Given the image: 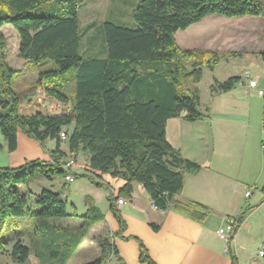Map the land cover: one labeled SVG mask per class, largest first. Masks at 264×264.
Wrapping results in <instances>:
<instances>
[{"label": "trees", "instance_id": "1", "mask_svg": "<svg viewBox=\"0 0 264 264\" xmlns=\"http://www.w3.org/2000/svg\"><path fill=\"white\" fill-rule=\"evenodd\" d=\"M79 5L80 0H0V28L10 25L16 31L18 56L26 62L54 64L53 68L40 73L34 87L58 106H63L57 115L46 113L44 106L37 103L40 97L35 94L27 100L30 106L25 111L20 109L21 100L11 86L15 72L6 63V49L0 34V132L6 148L10 152L16 150L18 130L41 145L48 140L54 142L48 161L32 160L16 168L0 167V254L8 244L2 231L9 218L70 216L66 200L60 193L43 189L36 194L28 188L29 181L35 177L50 180L54 175L64 178L69 175L61 161L67 156L60 148L62 142L67 144L70 154L75 155L79 148L83 150L91 172L89 178L96 185H104L100 182L102 175L123 181L114 196L108 194V209L119 231L124 230V221L115 202L118 198H130L134 182L142 185L156 209H171L197 222H202L210 212L199 202L174 200L183 188L184 173L196 172L200 166L182 158L169 144L165 123L182 112L187 121L202 116L197 90L188 95L176 94L174 84L181 68L178 57L199 54L214 58L193 64L197 67L189 74L196 82L201 75L199 66L205 62L212 67L220 56L179 50L174 35L207 15L264 16L262 2L139 0L131 12L134 27L109 20L100 23L104 42L100 57L79 53L82 39ZM37 9V14L31 12ZM72 68L75 78L72 101L60 89L41 83L43 78L63 75ZM238 81L239 77L214 81L212 90L228 91ZM61 133L65 139L60 137ZM244 213L236 218L235 232ZM150 227L154 231L158 229L152 223ZM80 231L64 264L85 238L88 228L82 227ZM110 236L107 233L98 241L100 255L84 264H103L112 255L121 262L114 244L108 240ZM11 255L17 263L25 264L29 249L16 239L11 245ZM261 258L264 262V251ZM139 261L155 264L140 242ZM233 264L237 262L233 260Z\"/></svg>", "mask_w": 264, "mask_h": 264}, {"label": "crops", "instance_id": "2", "mask_svg": "<svg viewBox=\"0 0 264 264\" xmlns=\"http://www.w3.org/2000/svg\"><path fill=\"white\" fill-rule=\"evenodd\" d=\"M248 20V28H237L234 34L210 31L188 42V48L183 50L217 54L224 57L221 60L224 63L207 65L210 88L204 94L198 90L201 118L187 121L182 112L165 123L169 144L182 158L200 166L196 172L184 173L183 188L174 200L199 202L209 208V214L197 222L171 209H156L142 185L134 182L130 198H124L122 204L115 202L124 230L119 231L109 209L105 214L106 223H99L106 226L111 235L108 240L121 259L119 262L112 255L103 264H145L139 261V242L155 264H233V260L264 264L261 257L243 256L239 242L242 232L251 228L249 216L264 204V17L252 16ZM242 32L246 33L244 39ZM229 77H239L233 88L212 90L214 81L222 82ZM249 80H256L257 86L249 87ZM258 90L263 94L259 95ZM84 160L87 165V158ZM101 179L113 196L123 184L109 175H102ZM251 205L230 244L219 239L216 230L224 217L236 219ZM151 223L158 226L157 231L150 227ZM99 240L85 236L74 251L77 259L88 254L97 258ZM86 259L80 264L93 260Z\"/></svg>", "mask_w": 264, "mask_h": 264}, {"label": "rangeland", "instance_id": "3", "mask_svg": "<svg viewBox=\"0 0 264 264\" xmlns=\"http://www.w3.org/2000/svg\"><path fill=\"white\" fill-rule=\"evenodd\" d=\"M259 1L264 6V0ZM138 2L139 0H80L78 19L82 39L79 53L86 57L102 56L104 42L99 31L100 23L109 20L127 27H134L135 23L131 18V12ZM37 11L39 10H32L31 12L37 14ZM259 16L264 17L263 15ZM251 17V15H245L227 18L207 15L204 18L206 20L192 24L185 30L177 31L174 35L176 45L179 50L186 49L192 38L196 35L205 36L210 31H219L224 35L234 34L237 28H248V19ZM210 23H213V25H210ZM88 25L92 26L86 30L85 28ZM0 34L6 49V63L15 72L11 86L21 100L20 109L25 111L26 107L30 106L27 100L31 95L36 94L40 97L37 103L44 106V112L54 115L59 114L63 106H58L49 98L43 96L40 89L34 87L36 79L41 76L40 73L53 68L54 64L44 63L43 61L32 63L22 60L18 56V35L10 25L2 26ZM241 35L244 39L246 33L242 32ZM188 37L189 39H187ZM223 58V56L217 58L212 67ZM213 59V57L210 59V57L199 54L188 58L178 57L177 62L181 65V68L177 75V82L174 84L176 94L178 96L188 95L194 90H197V92L199 90L201 94L206 93L210 88V75L206 69L207 64L205 62L203 64L205 69L202 65L199 66L201 70L203 68V72L201 71L198 81L195 82L194 76L189 73L197 67L193 66L195 62L200 60L212 61ZM222 63H224V60ZM197 82L199 85L195 86L194 83ZM41 83L44 86L60 89L71 101L73 100L75 86L73 68L63 75L43 78ZM69 128L71 129L72 126ZM17 138V148L15 151L10 152L7 150L4 137L0 132V167L16 168L32 160H50L49 152L54 148L53 141L48 140L44 145H41L27 137L21 130L17 131ZM60 148L67 153V156L61 160L64 161V166L68 161H73L71 168L65 167L73 177V181H67L61 175H54L50 180L35 177L29 181L28 188L36 194L43 189L60 193L62 198L66 200V209L70 216L64 218H37L32 216L9 218L2 231V235L8 240V244L0 254V264H19L11 255V245L16 239H19L29 249V256L25 264H64L67 256L75 247L82 227L88 228L87 238L101 239L106 235V226L99 224L101 222L106 223L105 214L109 206V190L105 185V180L100 179V182L104 184L102 186H98L94 183L95 181L90 180L91 172L88 166L85 165L84 160L86 154L81 148L77 150L75 155L68 153L67 144L64 142L61 143ZM77 174L79 175L77 176ZM20 189L24 188L20 186ZM252 206L245 207L243 211L247 212L252 209ZM112 218L114 217L112 216ZM262 222H264V204L258 210L255 211L254 209L248 220L251 228L242 232L243 236L239 242L243 256L256 257L258 250L261 249L264 241V223ZM54 253L55 255H53ZM94 258L93 255L88 254L82 259H77V252H73L71 258L65 264H80L81 260ZM246 260L249 262L250 259ZM259 260L262 262L261 259Z\"/></svg>", "mask_w": 264, "mask_h": 264}, {"label": "built area", "instance_id": "4", "mask_svg": "<svg viewBox=\"0 0 264 264\" xmlns=\"http://www.w3.org/2000/svg\"><path fill=\"white\" fill-rule=\"evenodd\" d=\"M248 85H249V87H256L257 86L256 80H249ZM257 93L259 95H262L263 94V91L262 90H258ZM60 137L62 139H65V135L63 133L60 134ZM72 165H73V161L70 160V161H68L65 164L64 167L71 168ZM65 180H67V181H73V177L69 174L68 176L65 177ZM249 194H250V191L247 190L245 192V196L248 197ZM124 202H125V199L124 198H118L116 200V203L117 204H122ZM152 206H153V204H152ZM235 225H236V219L233 216L227 215V216L224 217L223 224L220 227H218L217 230H216V234L219 237V239H221L222 241H224L225 243H227V245H229L230 242L232 241L233 235L235 233ZM228 250L229 249L227 247V251ZM263 251H264V247L262 246L261 249L258 250L256 256L257 257H262L263 256ZM237 264H243V263H239L238 262Z\"/></svg>", "mask_w": 264, "mask_h": 264}]
</instances>
